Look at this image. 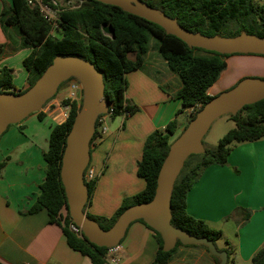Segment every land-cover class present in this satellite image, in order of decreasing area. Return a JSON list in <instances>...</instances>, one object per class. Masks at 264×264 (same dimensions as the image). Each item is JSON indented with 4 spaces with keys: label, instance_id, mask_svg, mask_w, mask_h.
Instances as JSON below:
<instances>
[{
    "label": "crops",
    "instance_id": "0c3cea01",
    "mask_svg": "<svg viewBox=\"0 0 264 264\" xmlns=\"http://www.w3.org/2000/svg\"><path fill=\"white\" fill-rule=\"evenodd\" d=\"M1 5L0 0V9ZM0 44V67L13 68V84L23 90L27 70L22 60L30 49L20 46L19 36L11 27L0 26ZM229 56L219 78L208 88L209 95L234 86L244 76H264V70L255 69L234 77ZM245 57H252L246 59L264 67L263 55ZM125 78L130 80L131 89L125 96L138 110L125 116H109L107 132L97 136L90 146V165L98 177L85 212L102 223H108L124 202L145 187L136 167L148 134L174 117L179 132L191 116L189 108L176 115L182 104L175 97L181 82L160 54L150 55L147 51L142 66L128 71ZM60 93L41 108L42 118L32 112L0 136V163L4 162L0 167V264H92L88 256L68 245L61 228L49 221L45 209L26 213L45 177L43 152L48 147L50 129L63 121ZM186 210L221 231L215 245L227 251V264H249L251 256L264 245V137L234 145L225 165L207 166L186 194ZM157 248L153 231L134 220L120 241L117 264H151ZM169 264L215 262L201 246H180Z\"/></svg>",
    "mask_w": 264,
    "mask_h": 264
},
{
    "label": "trees",
    "instance_id": "16d2710c",
    "mask_svg": "<svg viewBox=\"0 0 264 264\" xmlns=\"http://www.w3.org/2000/svg\"><path fill=\"white\" fill-rule=\"evenodd\" d=\"M142 1L176 18L183 28L191 32L234 36L245 31L264 37V3L255 0ZM1 3L0 26L2 29L13 28L19 36L20 46L29 48L30 52L22 60L27 70L26 87L23 90H17L13 84V68L3 65L0 67V92L21 93L35 82L55 56L76 55L90 60L103 73L104 97L109 102V116L112 118L124 113L132 114L138 110V106L131 104L125 97V74L142 66L148 51L147 43L150 35L158 40L159 54L166 61L167 67L178 75L181 82L175 93V97L180 98L182 102L176 115L184 108L197 104H200L201 108L213 97L208 94L207 90L219 78L220 73L226 67V57L231 55L190 47L177 36L167 33L158 24L126 12L118 6L105 4L98 0H83L80 7L61 11L55 29H52V25L40 14L38 8L29 6L26 0H10L9 3L1 0ZM103 25H110L114 33L105 34L102 31ZM53 30L59 31L61 36L59 38L54 36ZM2 48L3 44H0V49ZM65 82L59 85L57 91ZM61 105H69V112L63 121L55 123L50 129L48 147L43 152L46 161L45 177L39 186V195L26 213H35L45 209L49 221L61 228L72 249L88 256L92 264H103L108 255V247L97 246L68 228L72 219L60 179V165L66 135L81 105V100L64 98L61 100ZM197 111L191 114L187 123ZM35 112L39 118L44 116L41 109ZM228 115L234 121V127L218 140L215 149L205 148L204 152L190 154L185 159L174 181L170 198V223L190 235L204 236L214 243L221 237V231L188 214L186 194L207 166L227 163V157L234 145L264 137V99L246 104L236 114ZM177 130L178 121L174 117L163 128L155 129L148 134L136 167V173L144 179L145 187L130 201L124 202L108 223H102L98 218L86 213L96 220L100 227L109 228L128 206L152 199L159 168ZM97 134L96 125L89 142L90 146L98 136ZM3 164L4 162L0 163V167ZM95 183L96 180L85 181L88 193L86 206L90 203ZM137 221H141L153 231L158 243L151 264H169L174 249L181 245L201 246L209 253L204 245H185L178 240L171 250L163 251L161 235L142 219H137ZM210 256L215 264H218L219 258L212 254ZM263 263L264 245L250 258V264Z\"/></svg>",
    "mask_w": 264,
    "mask_h": 264
},
{
    "label": "water",
    "instance_id": "95a60500",
    "mask_svg": "<svg viewBox=\"0 0 264 264\" xmlns=\"http://www.w3.org/2000/svg\"><path fill=\"white\" fill-rule=\"evenodd\" d=\"M98 1L118 6L126 12L156 23L190 47L221 54L264 55V37L255 34L242 31L234 36L204 35L183 28L176 18L142 0ZM102 31L105 34L114 33L110 25H103ZM71 77L80 82L82 99L66 135L60 179L69 215L81 227L83 237L97 246H116L120 244L128 225L134 220L142 219L161 235L163 251L171 250L177 240L185 245H204L210 254L219 258L218 264H226L227 251L218 249L211 239L190 235L170 223L172 188L185 159L190 154L204 152L202 138L217 117L224 114L234 115L244 105L264 99V78H243L203 104L185 128L172 139L159 168L152 199L128 206L109 228L103 229L85 212L88 193L83 173L90 161L89 142L95 132L97 116L107 113L109 109V102L104 97L103 73L93 62L76 55H57L28 89L21 93L0 92V136L9 125L16 124L30 113L40 110L55 95L59 85Z\"/></svg>",
    "mask_w": 264,
    "mask_h": 264
},
{
    "label": "built area",
    "instance_id": "2783aa9c",
    "mask_svg": "<svg viewBox=\"0 0 264 264\" xmlns=\"http://www.w3.org/2000/svg\"><path fill=\"white\" fill-rule=\"evenodd\" d=\"M83 0H26L29 6H36L40 14L52 25V29L57 27V21L59 14L64 10L76 9L81 6ZM67 92L66 98L71 100L80 101L82 99V88L80 82L77 79L67 80ZM200 104L189 107V113L199 110ZM69 112V105H64L62 107V119L64 120ZM126 114L124 113L123 116ZM108 117L109 109L107 113L99 114L96 118L95 126L97 125L98 136L104 135L108 130ZM84 181H94L98 177V173L95 169L88 164L83 173ZM70 231L78 236L82 235L81 227L77 226L72 220L68 224ZM119 245L108 247L106 261L110 264H117L118 256L117 252Z\"/></svg>",
    "mask_w": 264,
    "mask_h": 264
},
{
    "label": "rangeland",
    "instance_id": "374dc122",
    "mask_svg": "<svg viewBox=\"0 0 264 264\" xmlns=\"http://www.w3.org/2000/svg\"><path fill=\"white\" fill-rule=\"evenodd\" d=\"M256 2L259 3H264V0H255ZM53 35L56 37H60L61 33L57 30H53ZM158 46V40L153 37V36H149L148 39V43H147V47H148V52L149 54L153 55L156 54L157 56H159V52L157 49ZM253 54H236V56L239 57H230L229 56V61L230 64L233 65V68L231 67V70H233L234 77L240 76L242 77V75H247L248 73H252L253 70L257 69V71H261L264 70V67L260 64H254L251 61H249V59L246 58H252V57H245V56H251ZM131 58H133L131 56ZM233 58V59H232ZM246 77H252V78H264V76H244L243 78ZM241 78V79H243ZM240 79V80H241ZM67 82H65L57 91L61 92V98L59 100L60 104H61V100L66 98V92H67ZM169 87V85L167 86ZM231 88V87H230ZM229 89V88H228ZM129 91H131L130 89V80L126 78V87H125V95H129ZM164 91L166 92V90L164 89ZM126 97V96H125ZM128 101H130L128 99ZM62 106V105H61ZM63 107V106H62ZM234 121L230 119L228 114H224L221 115L219 117H217L210 125L209 129L207 130V132L205 133V135L202 138V144L204 146V148L209 149V150H213L216 148L217 146V142L218 140L231 128L234 127ZM180 133L176 132L174 138ZM93 161V159H91ZM182 246V245H181ZM218 247H220L219 244H217ZM180 247V246H179ZM179 247H176V249H174L173 253H175ZM172 253V254H173ZM250 264V262H249Z\"/></svg>",
    "mask_w": 264,
    "mask_h": 264
}]
</instances>
